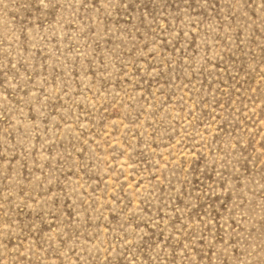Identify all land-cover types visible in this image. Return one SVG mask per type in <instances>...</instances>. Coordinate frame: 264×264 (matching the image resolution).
<instances>
[{
  "label": "rangeland",
  "instance_id": "374dc122",
  "mask_svg": "<svg viewBox=\"0 0 264 264\" xmlns=\"http://www.w3.org/2000/svg\"><path fill=\"white\" fill-rule=\"evenodd\" d=\"M0 264H264V0H0Z\"/></svg>",
  "mask_w": 264,
  "mask_h": 264
}]
</instances>
